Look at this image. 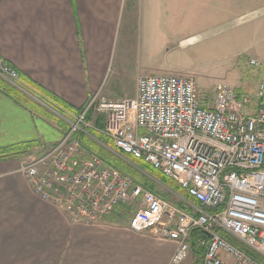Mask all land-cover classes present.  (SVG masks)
<instances>
[{"label": "built area", "instance_id": "2783aa9c", "mask_svg": "<svg viewBox=\"0 0 264 264\" xmlns=\"http://www.w3.org/2000/svg\"><path fill=\"white\" fill-rule=\"evenodd\" d=\"M251 63L264 66V61ZM0 77L38 94L2 60ZM263 92L261 84L257 95ZM47 101L69 128L22 167L35 193L72 220L87 223L102 220L121 203L138 201L129 227L154 228L175 242L168 264L190 259L195 231L207 235L199 264H264L257 259L264 261V106L250 112L251 97L225 83L216 85L213 103L206 106L196 80L176 74L141 75L134 97L96 94L77 113ZM90 110L104 116L102 132L115 148L143 159L188 194L186 209L143 189L94 154L84 156L75 135L96 130L87 118Z\"/></svg>", "mask_w": 264, "mask_h": 264}, {"label": "crops", "instance_id": "0c3cea01", "mask_svg": "<svg viewBox=\"0 0 264 264\" xmlns=\"http://www.w3.org/2000/svg\"><path fill=\"white\" fill-rule=\"evenodd\" d=\"M184 1L0 0V59L21 79L77 111L96 94L131 98L137 78L147 74L132 77L131 94L118 90L128 70L135 7L170 9L185 7ZM3 79L19 96L0 83V148L33 146L0 159V264H168L176 243L157 229L134 231L129 221L111 218L74 221L34 192L22 170L24 155L59 142L66 132L57 120L67 122L39 92ZM31 103L41 111L31 109ZM201 233L192 234V245L203 242Z\"/></svg>", "mask_w": 264, "mask_h": 264}, {"label": "rangeland", "instance_id": "374dc122", "mask_svg": "<svg viewBox=\"0 0 264 264\" xmlns=\"http://www.w3.org/2000/svg\"><path fill=\"white\" fill-rule=\"evenodd\" d=\"M185 4V7L170 9L135 7L134 18L129 20L132 49L128 55V70L118 90L131 94L134 90L132 77L140 72H146V75L176 74L196 80L201 103L206 106L212 105L218 83L248 94L251 97L250 112L264 106V92L262 97L257 95L259 85H264V66L251 63L252 60L264 61V0H186ZM47 107L59 113L54 106L47 104ZM90 119L100 139L88 132L90 129L86 134L105 156L83 145L84 156L94 154L167 203L180 209L187 208L185 193L175 181L166 179L168 183L164 182L159 172L149 166L150 170L138 167L115 148L102 132L103 115L93 111ZM47 150H34L24 155L25 164L33 163ZM114 160L126 163L140 178L121 170ZM138 208V201L121 203L104 218L128 222ZM200 245L204 246V243ZM191 259L184 264H196L195 254Z\"/></svg>", "mask_w": 264, "mask_h": 264}, {"label": "trees", "instance_id": "16d2710c", "mask_svg": "<svg viewBox=\"0 0 264 264\" xmlns=\"http://www.w3.org/2000/svg\"><path fill=\"white\" fill-rule=\"evenodd\" d=\"M1 60V59H0ZM4 62V61H3ZM5 63V62H4ZM6 65H8L7 63H5ZM3 79L2 77H0V80ZM4 80V79H3ZM23 80V79H22ZM24 81V80H23ZM25 83H27L30 87H32L33 89H35L37 92H39L41 95H43L46 99H48L49 101L59 105L60 107L64 108V109H67V110H70L74 113H77L79 111H77L76 109L72 108L71 106H68L66 105L65 103H63L61 100H59L57 97H55L54 95L44 91L43 89H41L38 85L34 84L33 82H26L24 81ZM1 83V82H0ZM2 84V83H1ZM2 88L5 89V91L7 93H12V95L14 94L15 96H19L18 92L13 88L11 87L10 85L8 84H2ZM39 108H40V111H41V107H39L38 105L34 104V103H31V109L35 110V111H39ZM39 111V112H40ZM43 114V113H41ZM53 117V116H52ZM54 118V117H53ZM57 120V119H56ZM57 122L63 126L65 132L68 131V124L65 123V122H62L60 121L59 119L57 120ZM88 132H90L95 138H97L98 140L100 139V135L95 132V129H90ZM76 137L79 138L80 142L87 146V147H90L91 149L95 150L99 155H101L102 157L105 156V154L103 153V150H101L100 148H97L96 146V143L94 142V140H92L87 134H84V133H79V134H76L75 135ZM33 145H15V146H11V147H7V148H0V159H3V158H6L10 155H13V154H16L18 153L20 150L22 149H25V148H29ZM123 154V153H122ZM127 156L130 161H133L135 162L138 167H141V168H144V169H147V170H150V169H153L157 172H159L158 170L154 169L150 164L146 163L143 159H137V158H133L132 156H129V155H125ZM114 163L123 171L127 172V173H130L132 174L135 178H140L135 171L133 172L132 168L130 166H128L126 163H124L123 161H116L114 160ZM150 169H149V167ZM160 173V172H159ZM161 174V173H160ZM162 175V174H161ZM162 177H164V179H161L164 181V182H167L168 180H171L167 177H165L164 175H162ZM172 181V180H171ZM178 187L180 189H182L179 185ZM184 191V190H183ZM185 193V196L186 198L188 199L189 196L188 194L184 191ZM185 208V207H184ZM186 209V208H185ZM222 234V233H221ZM223 236H225L226 238H228L231 242L235 243L236 245L240 246L243 248V246H241V244H239L236 240L228 237L227 235L225 234H222ZM201 239L203 240V243H204V246H201L199 245L196 241L193 242V245H192V250L193 252L195 253L196 257H197V262L200 261V258L205 250V247H206V241H207V238L205 236V234H202L201 233ZM259 261H261L262 263H264V261H262L260 258H257Z\"/></svg>", "mask_w": 264, "mask_h": 264}]
</instances>
